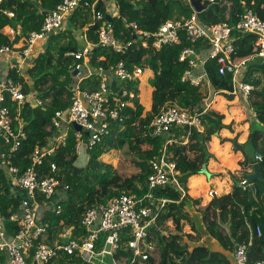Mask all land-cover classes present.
I'll return each mask as SVG.
<instances>
[{"label": "trees", "instance_id": "16d2710c", "mask_svg": "<svg viewBox=\"0 0 264 264\" xmlns=\"http://www.w3.org/2000/svg\"><path fill=\"white\" fill-rule=\"evenodd\" d=\"M60 1L4 0L0 7V44L10 40V37L2 33L5 26H11L16 30L15 41H22L31 31L39 29L45 15L55 9ZM88 1L92 3L95 0ZM106 1L108 2V0L96 1L95 7L105 12ZM114 1L117 12L109 13L108 16L113 26L114 37L123 42L132 41L131 46L126 50L116 53L108 47L95 45L100 22H95L84 30V26L91 17V9L82 2L61 30L47 34L45 39L40 40L43 42L41 50L27 69L28 80L24 75H17L14 71L7 73L9 77L22 84L26 94L34 91L42 102L41 105L34 106L27 101L20 109L19 119L25 136L21 139L20 146L12 159L22 171L31 164L29 156L34 148L46 146L51 135L56 132L51 123L54 112L67 108L71 101L73 93L70 85L74 61L72 57L65 55L68 50L81 48L85 40L93 44L89 65L94 69L103 70V74L97 71L80 81L81 89L87 91L98 89L102 77H110L111 66L118 60H123L130 69L145 65L152 71V76L148 78V83L152 86L151 105L148 110L144 109L139 100L138 78L121 83V89L125 88L132 93V96L121 97L122 101L127 102L123 107L119 108V101L110 95L109 108L118 109L119 115L116 119L107 118L108 131L90 150V161L81 173L74 174L71 169L76 159V140L72 132L68 133L65 144L59 146L55 153L40 166V173L46 174L49 172L50 161H54L61 186L65 184L69 186L68 197L63 201L62 212L55 214L46 211L45 218L50 224L48 243L52 241L51 235L61 231L64 225H73L78 232H81L82 229L78 228L81 214L92 204L106 202L123 191L142 193L143 189L139 190L137 184H144L148 172L147 162L159 154L164 142L162 137L152 138L148 128L151 120L166 103L176 104L189 110H201L204 106L203 100L215 94L223 95L229 100L234 96L239 97L232 93L231 76L229 74L221 76L217 73L214 59H208L205 62L210 89L204 86H191L180 80L188 64L186 61H180L178 54L186 46L205 53L208 48L205 40L191 42L185 32L181 31L178 43L162 46L156 50L152 48L150 42L146 47H142L141 40L134 39L132 28L128 26L130 22H135L139 29L155 31L166 20L189 17L193 10L187 0ZM202 6L197 17L199 22L206 26L220 21L234 24L246 10H251L264 18V0H215L213 3L202 1ZM3 10L10 11L13 15L8 16ZM233 33L236 37L234 45L237 56L245 57L252 54L254 35L237 29ZM83 34L85 40L81 37ZM251 61L243 79L260 89L252 90L246 98V103L252 111L253 122L257 126L250 127L244 142L253 149V153L252 157L246 159L243 164L252 167V164L257 162L260 174L264 177V77L250 69ZM260 67L264 68L261 65ZM3 104L7 105L14 115L15 103L5 99ZM224 119L225 116L222 113H217L209 107L201 115L203 128L201 131L193 129L187 142L172 143L168 146V151L177 163L178 179L185 194L182 195L178 189L170 186L156 192L158 196L168 201L162 207L155 224L149 228V239L154 244L155 250L151 252L150 260L144 261L143 264H230L229 259L221 252L211 251L203 245H195L191 248L190 242L192 243L193 239L189 234L184 235L176 231L164 235L160 230V226L166 221L178 224L181 219H186L190 223L191 230L201 238V232L194 220L184 211V203L188 197L187 183L190 177L201 172L204 164L211 157L205 143L221 129H231L232 120L225 123ZM13 123L17 128L18 121L14 120ZM173 130L177 138L186 136L187 131L183 127L173 128ZM225 141L231 142L232 139H221V142ZM7 149V145L0 138V151ZM111 150L126 151L138 156L140 160L134 163L131 160V162L140 169L139 174L125 175L121 164V166H114L99 158L101 154ZM257 154L261 159L255 158ZM125 159H128L127 156L123 160ZM22 198V192L10 185L5 170L0 168V212L2 215L8 217L17 211ZM209 206L207 205L205 211L201 212L202 222L206 231L223 249L233 252L237 243L248 242L249 263L264 259V180H254L253 187L236 185L235 181L229 192L221 193L214 200L213 211L209 212ZM215 220L225 227V232L217 228ZM5 224L8 231L16 226V223L12 221H6ZM256 225L261 228L260 236H257L254 231ZM104 237L105 235L102 234L96 241L97 250L102 248ZM127 238V234H122L121 243L124 244ZM115 257L119 264H131L130 251L124 246L116 251ZM2 259L3 256L0 254V260ZM75 262L90 264L78 259H75Z\"/></svg>", "mask_w": 264, "mask_h": 264}, {"label": "built area", "instance_id": "2783aa9c", "mask_svg": "<svg viewBox=\"0 0 264 264\" xmlns=\"http://www.w3.org/2000/svg\"><path fill=\"white\" fill-rule=\"evenodd\" d=\"M3 1L0 0V7ZM96 1L98 0L92 3L88 0H61L55 9L45 15L39 29L31 31L20 45H16V30L11 26H5L2 33L10 37V40L0 44V59L7 60V72L14 71L17 75H23V68L25 65H30L28 60L37 43L45 39L47 34L61 30L82 2L91 9V17L84 30L95 22H100L95 45L108 47L116 53H121L130 47L132 41L123 42L114 37L113 26L106 18L109 13L117 12L116 2L106 1L103 12L95 7ZM202 1L215 2V0ZM188 3L190 4V0ZM191 8L193 12L189 17L166 20L152 32L139 29L135 22H130L128 26L132 28L134 39L141 40L142 47H146L150 42L152 48L156 50L162 46L178 43L181 31L185 32L191 42L200 39L207 42L208 48L205 53L186 46L178 54V59L188 64V68L180 77L182 82L210 89L205 62L214 59L217 73L221 76L227 74L231 76L233 94L246 99L252 90H259L260 88L243 78L252 57L264 58V18L251 10H246L234 24L220 21L206 26L199 22L197 12L192 6ZM3 12L8 16L13 15L7 10ZM235 29L254 35L252 54L245 57L237 56L234 45L236 37L233 33ZM81 37L85 40L84 34ZM92 46L91 42L85 40L81 48L66 52V56L73 58L72 69L77 70L70 85L73 93L71 101L67 108L54 112L51 123L56 132L51 135L46 146L34 148L29 156L31 164L22 171L12 159L20 146L21 139L25 136L19 119L20 109L27 101L34 106L41 105L42 102L35 94H26L22 84L9 77L7 73L0 77V138L8 147L7 150L0 151V168L5 170L10 185L23 194L17 211L8 217L0 212V254L3 256L0 264H59L60 262L76 264L75 259L90 264H96L97 260L102 264H119L115 254L122 246L130 251L131 264H143L144 261L150 260L151 252L155 250L154 244L149 239V228L155 224L162 207L168 201L158 196L156 192L170 186L178 189L182 195L185 194L178 179L177 163L168 151V146L172 143H185L191 130L203 129L201 115L209 108L210 103H206L201 110H189L176 104L166 103L151 120L148 128L152 138L162 137L164 142L159 154L147 162L148 172L144 184L141 186L137 184L139 190L143 189L142 193L123 191L106 202L92 204L81 214L78 225V228L82 229L81 232H78L73 225H64L61 231L51 235L52 241L47 242L50 224L45 218L46 211L55 214L62 212L69 186L67 184L61 186L54 161H50L49 172L46 174L40 173V166L59 146L65 144L69 132L73 133L76 140V151L84 142L90 153L108 131L107 118L116 119L119 115L118 109L109 108L110 95L119 101V108L123 107L127 102L122 101L121 97L132 96V93L125 88L121 89L119 82L138 78L148 69L145 65L130 69L123 60H118L111 66L110 77H102L98 89L94 91L81 89L80 81L83 78L97 71L103 74V70L94 69L89 65L87 55ZM112 80L116 81L115 89L111 88ZM5 99L15 103L14 115L9 107L3 104ZM14 120L19 123L17 128L13 123ZM74 123L80 125L81 130H76ZM179 127L185 128L186 136L181 138L175 136L173 128ZM255 158L261 159L258 154ZM244 182L243 178L240 183ZM6 221L15 222L16 226L8 231L5 227ZM254 231L260 236L259 225L255 226ZM102 234L105 235L104 243L102 248L97 250L96 241ZM122 234H127L128 237L124 244L121 243ZM106 244L110 246L108 250L105 249ZM248 246V242L236 244L232 252L233 264H264V259L249 263Z\"/></svg>", "mask_w": 264, "mask_h": 264}, {"label": "crops", "instance_id": "0c3cea01", "mask_svg": "<svg viewBox=\"0 0 264 264\" xmlns=\"http://www.w3.org/2000/svg\"><path fill=\"white\" fill-rule=\"evenodd\" d=\"M40 50H41V46L39 48V45L37 43V45H36V47H35V49H34V51L32 53V56L28 60L30 65H25L24 68H23V72H24L23 75H24L26 80H28V76L26 75L27 69H28V67H30L32 65L34 57L36 56V54ZM252 68H254L253 71H255L257 69V67H252ZM7 69H8L7 60L0 59V77L6 75V73H8ZM147 70L151 71L150 69H147ZM196 71H198V70H196ZM30 93L31 94H35L34 91H32ZM233 125L234 124H233V121H232L231 129L223 128L218 133H216L214 135L215 137L212 136L214 138H217V140H218L219 136L221 135L220 133L222 132V130H224V129L228 130L230 133H224V135L220 136L221 139H225V138L232 139L231 142L230 141H225L226 143L222 142L224 147H222L220 149H217V144H215L216 140L214 141L213 139L212 140L210 139L209 141H207L205 143L208 152L211 153V157L204 164L205 167H206V169H205L206 171H201L200 174L206 176L207 177V181L205 183H209L210 184L211 188H207L206 190L207 191L211 190L213 192V194H214L213 197H211V199L209 198L208 195H206V196L204 195L205 203L203 205H205V206L211 205V203H210L211 200H215L221 193L229 192L232 189V187H233V183L235 181H240L242 178H244V174H251L253 172V164H252V167H250V166L248 167V166H245L243 164L244 161L247 158H244L243 160H240L239 157L235 158V162L240 163L241 167H242L241 169L238 168L239 171L237 173H234V171L232 169L233 168V164H231V163L227 164L226 163L227 160L233 159L234 156H237L238 150L242 148V144L246 141L247 136H248L249 131H250V127H251L250 125H248L247 128L246 127L245 128L242 127V129H239V130L237 129V131H236V130L233 129ZM242 126H243V124H242ZM254 126L256 127L257 125L254 124ZM244 132H245V134H244ZM243 134H244V137L243 138L241 137V139H239V137L242 136ZM231 143H232V146H234L236 148L238 147V149L236 151L231 149V150L234 151V155L233 156L229 155L230 154V146H231L230 144ZM209 160H210V162L208 163ZM209 164H213V165L215 164L216 165L215 167L219 166V168L214 169V171L208 170L207 166ZM228 166L231 167V168L229 169ZM245 167H247V168H245ZM225 174H227V175L225 176ZM215 176L216 177L219 176V177H221V179H224L225 181L222 182L220 179H216ZM235 176H237V177H235ZM194 180L198 181L199 185H201V186H203V184L205 185V183H200V182L203 181V179H200L196 175H194V176H192V177H190L188 179V183H187V187H188L187 195H188V197H186V201L184 203L185 204L184 205V211L186 213H188L192 217V219L195 222V225L197 226L198 230L201 232V238L198 237L197 241H193L192 243L190 242V245H191L190 247L192 248L195 245H203V246L208 247L211 251L221 252L222 254H224L229 259L230 264H231L232 263V252L223 249V247L217 242V240L215 238H213L212 236H210V234L206 231V229L204 227V224H203L202 218H201L202 214H201L200 211L197 210L198 208H200L199 202H200L201 198L196 199L194 197H191L192 196L191 195L192 194V190L195 187H192L190 185V182L194 183ZM213 210H214L213 208L210 209V211H213ZM182 221H185L186 224L182 225V229H180L181 231L177 230V233H181L182 231L184 232V227H186V226L189 227V229H191V226H190V223H189L188 220L181 219L180 222L182 223ZM181 223L180 224H176V223H173L172 221H166L163 225L160 226L161 233L164 234V235H168L169 233H174L175 232L174 227L176 228V225L181 226ZM215 223H216V226H217V228L219 230L225 232L226 229H225V227L222 224H220L217 220H215ZM199 225L202 226V230L199 228ZM167 226H169V229H168V231L166 233L165 230L168 228ZM179 226H177V227L179 228ZM193 232L194 231L191 230L190 233H193ZM184 235H186V234H184ZM106 261H107V259H105V262Z\"/></svg>", "mask_w": 264, "mask_h": 264}, {"label": "rangeland", "instance_id": "374dc122", "mask_svg": "<svg viewBox=\"0 0 264 264\" xmlns=\"http://www.w3.org/2000/svg\"><path fill=\"white\" fill-rule=\"evenodd\" d=\"M187 2H188V0H187ZM74 34H76V32ZM16 42H17L16 45H20L21 44V41H16ZM42 44H43L42 41L38 42V45L41 46ZM82 44L84 45L85 41H83ZM251 64L252 65H251L250 69L253 71L254 68H252V67H257V69L255 71L258 72L259 75H262L264 77V68L260 67V65L264 67V58H257L256 57V58H254L251 61ZM151 76H152V71L145 70L141 74V76L138 77V79L140 81V85H139V100L142 103V105L144 106L145 110H148L150 108V105H151L152 86L148 83V78L151 77ZM119 85H120V88H121V83L120 82H119ZM206 103H210V106H209L210 109L214 110L217 113H222L225 116V119H224L225 123H228L229 121L232 120L233 124H234L233 125V129L236 130V131H237V129L238 130L242 129V127H244V128L246 127L247 128L248 125L253 126L255 124L253 122L254 118H253V115H252V111H251L250 107L248 106V104L246 103V99H244L243 97L240 98V97L234 96L231 100H229L226 97H224L223 95L215 94V95L211 96L210 98H206L205 100H203V104L205 105ZM242 124H243V126H242ZM224 133H230V132L228 130L224 129L220 133L221 134L220 136L224 135ZM244 134H245V132H244ZM244 134L242 136H240L239 139H241V137L243 138ZM220 136H219L218 140H217V138H214L215 136L211 138V140L212 139L214 141L216 140L215 144H217V149H220V148L224 147V145L222 144V142L220 140L221 139ZM224 143H226V142H224ZM230 145L231 146H230V154L229 155L233 156L234 155V151H236L238 149V147L236 148V147L232 146V143ZM231 149H233L234 151L231 150ZM252 153H253V149H251L248 146L247 143H243L242 144V148L238 150L237 156H234L233 159L227 160L226 163L227 164H230V163L233 164V168L232 169H233L234 173H237L239 171L238 168L241 169L242 167H241L240 163L235 162V158L239 157L240 160H243L244 158L250 159L252 157ZM126 156H127L128 159L123 160L124 158H126ZM99 158L101 160L105 161V162L111 163L114 166H118V165L121 164L123 169H124V174L125 175L139 174V172H140V169L136 168L132 164V162L134 163V162H136L139 159L138 156H136L134 154H131V153H128L126 151L119 152V151H116V150H111V151H109L107 153L101 154L99 156ZM131 160H132V162H131ZM120 161H122L123 163H119ZM209 162H210V160L208 161V163ZM126 166H128L129 168H125ZM208 166H207V169L208 170H212V171H214V169L219 168V166L215 167L216 166L215 164L214 165L213 164H209ZM228 168L230 169L231 167L228 166ZM226 175L227 174H225V176ZM196 176H198L200 179H203V181L200 182V183H205L207 181V177L202 175V174H200V173L196 174ZM235 177H237V176H235ZM216 179H220L222 182L225 181L224 179H221V177H219V176H217ZM138 184L141 186V183H138ZM190 185L192 187H195L192 190V194H191L192 196L191 197H194L196 199L201 198V200L199 202L200 208H198L197 210L200 211V212H204L205 208H206V206L203 205L205 203L204 195L205 196L208 195L210 199L214 195L211 190H209V191L212 192L211 194L209 193V191L206 190L207 188H211L210 184L209 183H205V185L203 184V186H201V185H199L198 181L194 180V183L190 182ZM210 203H211V205L209 206L210 207L209 209H212L214 200H211ZM209 212H211V211L209 210ZM180 223L181 222L179 221L178 224H180ZM185 224H186V222L182 221L181 226L176 225V228L174 227L175 232L177 231V229H179V230L182 229V225H185ZM177 226H179V228ZM167 227L168 228L165 230L166 233H167V231L169 229V226H167ZM186 227H184V232L182 231L183 233L182 232L181 233L182 234H189V235L192 236L193 241H197L198 237L195 235V233L194 232H193L194 234L190 233L191 229H189V227H187V228ZM199 228L202 230V226L201 225H199ZM96 264H102V263L99 260H97ZM232 264H233V261H232Z\"/></svg>", "mask_w": 264, "mask_h": 264}, {"label": "water", "instance_id": "95a60500", "mask_svg": "<svg viewBox=\"0 0 264 264\" xmlns=\"http://www.w3.org/2000/svg\"><path fill=\"white\" fill-rule=\"evenodd\" d=\"M190 4L197 13H199L203 8L202 0H190ZM106 18L108 20H110V17L108 15H106ZM49 34H52V33H49ZM87 59H88V62L90 63L91 62V54L90 53L87 55ZM76 73H77V70L74 69L71 73V81H73V78H74ZM115 84H116V81L112 80L111 81V88L112 89H115V87H116ZM73 125H74V128L76 130H81L80 125H78L76 123H74ZM87 134L88 133L86 132V135ZM89 161H90V153L87 150V144L83 142L79 145L77 152H76V159L74 160L73 164L71 165V169L73 170V173L74 174L81 173L83 171V169L88 165ZM205 169H206V167L204 165V167L201 171H206ZM244 179H245V182L243 183V185L244 186L249 185L250 187H253L254 180H256V179L264 180V177H262L260 174V168H259V164L257 162H255L253 164V172L251 174H244ZM240 184H241L240 181H236V185H240ZM109 247H110L109 244H106L105 249L108 250Z\"/></svg>", "mask_w": 264, "mask_h": 264}, {"label": "clouds", "instance_id": "9594fccd", "mask_svg": "<svg viewBox=\"0 0 264 264\" xmlns=\"http://www.w3.org/2000/svg\"><path fill=\"white\" fill-rule=\"evenodd\" d=\"M77 152V151H76ZM241 181V180H240Z\"/></svg>", "mask_w": 264, "mask_h": 264}]
</instances>
